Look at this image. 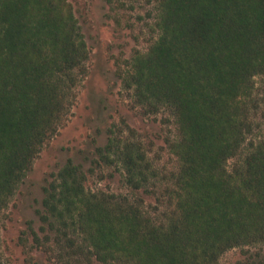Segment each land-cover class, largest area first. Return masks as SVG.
<instances>
[{
    "label": "trees",
    "instance_id": "16d2710c",
    "mask_svg": "<svg viewBox=\"0 0 264 264\" xmlns=\"http://www.w3.org/2000/svg\"><path fill=\"white\" fill-rule=\"evenodd\" d=\"M150 3L156 39L118 74L135 109L174 128L175 163L109 129L93 163L119 172L127 192L90 190L69 159L43 187L38 228L20 236L30 264L33 252L47 264H221L264 246V0ZM75 12L70 0H0V233L88 76ZM1 244L0 234L5 264Z\"/></svg>",
    "mask_w": 264,
    "mask_h": 264
},
{
    "label": "rangeland",
    "instance_id": "374dc122",
    "mask_svg": "<svg viewBox=\"0 0 264 264\" xmlns=\"http://www.w3.org/2000/svg\"><path fill=\"white\" fill-rule=\"evenodd\" d=\"M83 29L90 60L88 76L77 89V99L66 123L36 158L9 208L1 216V252L5 264H30L20 236L31 221L38 228L36 210L41 207L43 187L54 172L69 159L83 166L87 172L86 186L93 191L126 193L119 172L105 165L93 163L97 148L107 144L109 129L131 130L146 142L152 158H160L161 165L175 163L166 145L172 126L154 117L142 115L133 107L130 97L121 86L119 71L136 51H146L156 39L154 20L149 16L150 0H70ZM153 204L154 199L148 198ZM227 252L221 264H264V246ZM244 250V251H246ZM27 251V250H26ZM259 254V255H257ZM36 264H47L45 256L33 252ZM258 258V259H257ZM32 263V262H31Z\"/></svg>",
    "mask_w": 264,
    "mask_h": 264
}]
</instances>
